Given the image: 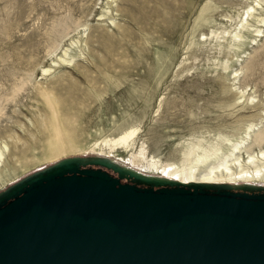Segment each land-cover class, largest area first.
<instances>
[{"label":"rangeland","instance_id":"rangeland-1","mask_svg":"<svg viewBox=\"0 0 264 264\" xmlns=\"http://www.w3.org/2000/svg\"><path fill=\"white\" fill-rule=\"evenodd\" d=\"M257 2L0 0V134L28 144L0 193L71 159L193 184L150 164L180 163L184 149L220 135L230 140L226 153L239 140L235 129L264 123V23L252 21L242 42L220 34L252 6L264 18V0ZM207 7L215 21L198 28ZM130 128L137 132L128 143L115 141ZM247 156L242 149L229 165L237 169ZM227 184L264 191L262 178Z\"/></svg>","mask_w":264,"mask_h":264},{"label":"water","instance_id":"water-1","mask_svg":"<svg viewBox=\"0 0 264 264\" xmlns=\"http://www.w3.org/2000/svg\"><path fill=\"white\" fill-rule=\"evenodd\" d=\"M0 264H264V191L67 160L0 193Z\"/></svg>","mask_w":264,"mask_h":264},{"label":"bare ground","instance_id":"bare-ground-1","mask_svg":"<svg viewBox=\"0 0 264 264\" xmlns=\"http://www.w3.org/2000/svg\"><path fill=\"white\" fill-rule=\"evenodd\" d=\"M260 1L262 0H259L258 2L256 0V5H259ZM255 11V7H250L248 11L245 12L246 14L244 19L242 18L243 20H241V24H238L234 29L225 27L220 31L221 37H226L225 39H227L228 42L229 40L232 42H242V39L244 37L243 32L244 30L250 29L252 27V21H256L257 23H264V18L256 15ZM213 12L214 10L211 7L204 8L198 18L199 23L196 26L198 28L204 27L207 26L210 22L215 21L213 18ZM112 23L115 24L114 19H112ZM255 31L260 33L261 29L256 28ZM73 61L74 57L73 59L68 61L63 59V62L72 63ZM49 71L50 69H44V73H48ZM136 132V128H130L123 132L115 141H120L123 144H126L128 143L129 139H131L135 135ZM235 132L240 135L239 140L232 146V148H228L229 150L226 153L223 152L224 143L225 141L229 142L230 140L225 137L226 135H220L221 142L216 141V143H212L215 142L212 141L210 144H208V146H204L201 143H195L194 145H192L195 149H192L191 151L188 148L184 149V159H182L180 163L170 162L169 164L161 166L160 161L153 160L150 165L154 169L161 170L168 178H170L171 176H179L178 179H180L181 182H189L193 183L194 185L201 186L220 185L221 182L236 183L239 180H242L243 182H250L252 180H255V178L264 179L263 121L261 120L259 124L248 122L243 128L235 129ZM219 134H222V132H220ZM13 140L14 139L11 135L2 136V134H0V181L4 180L13 172H15V165L21 162L20 160L27 150L28 144L27 146H20L17 144V142H15V140ZM231 141L235 142V140ZM254 147H257L259 151L255 152ZM242 149H245V152L248 155V163L242 164L238 162V168H234L233 170L229 165V161L233 156H236L237 152H240ZM56 150H58V148L53 147L52 151L55 152ZM222 156L224 157L221 159V161H218V159ZM78 161L82 162L81 159H78ZM216 161L217 163L214 164V162ZM120 170L126 173L135 174L139 177L147 178L142 174L135 173L126 168H120ZM148 179L152 181L161 180L160 176ZM220 188L230 189V185H220Z\"/></svg>","mask_w":264,"mask_h":264}]
</instances>
